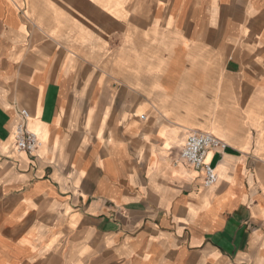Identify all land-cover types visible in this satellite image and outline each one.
<instances>
[{
  "label": "crops",
  "instance_id": "1",
  "mask_svg": "<svg viewBox=\"0 0 264 264\" xmlns=\"http://www.w3.org/2000/svg\"><path fill=\"white\" fill-rule=\"evenodd\" d=\"M97 1L0 0V264H264V9Z\"/></svg>",
  "mask_w": 264,
  "mask_h": 264
},
{
  "label": "built area",
  "instance_id": "2",
  "mask_svg": "<svg viewBox=\"0 0 264 264\" xmlns=\"http://www.w3.org/2000/svg\"><path fill=\"white\" fill-rule=\"evenodd\" d=\"M18 124L15 140L17 151L33 156L41 146L38 135L29 128L31 114L27 109L19 108ZM229 146L212 134L193 131L186 139L181 153V159L197 170L204 172V186L209 189L215 186L219 180L215 167L207 162L208 153L219 151L224 153Z\"/></svg>",
  "mask_w": 264,
  "mask_h": 264
},
{
  "label": "rangeland",
  "instance_id": "3",
  "mask_svg": "<svg viewBox=\"0 0 264 264\" xmlns=\"http://www.w3.org/2000/svg\"><path fill=\"white\" fill-rule=\"evenodd\" d=\"M119 2H121L122 0H117ZM223 1H228V0H223ZM248 2V0H246ZM255 2V5L258 6V8H262L264 9V0H252ZM98 7H105L108 3H109V0H98ZM138 3L139 0H131V4L133 3ZM108 6V5H107Z\"/></svg>",
  "mask_w": 264,
  "mask_h": 264
},
{
  "label": "bare ground",
  "instance_id": "4",
  "mask_svg": "<svg viewBox=\"0 0 264 264\" xmlns=\"http://www.w3.org/2000/svg\"><path fill=\"white\" fill-rule=\"evenodd\" d=\"M181 158V157H180ZM182 160V159H181ZM183 161V160H182Z\"/></svg>",
  "mask_w": 264,
  "mask_h": 264
}]
</instances>
